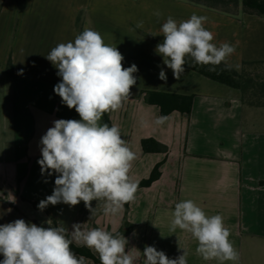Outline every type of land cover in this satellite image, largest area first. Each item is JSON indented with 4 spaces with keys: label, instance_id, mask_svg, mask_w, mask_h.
Returning a JSON list of instances; mask_svg holds the SVG:
<instances>
[{
    "label": "crops",
    "instance_id": "crops-1",
    "mask_svg": "<svg viewBox=\"0 0 264 264\" xmlns=\"http://www.w3.org/2000/svg\"><path fill=\"white\" fill-rule=\"evenodd\" d=\"M26 2L19 12L16 0H6L0 16V224L24 219L47 227L45 222L51 218L56 224L63 222L69 231L80 223L84 230L97 227L113 232L123 225L125 207L116 216L105 215L103 202L95 200L92 216L83 201L76 206L49 205L44 210L34 205L52 194L56 178L41 174L37 163L41 137L54 120L80 119L54 93L61 78L45 55L90 28L118 48L125 68L133 63L138 67L129 99L119 110L107 113L136 154L131 178L139 184L161 164V177L150 187L138 188L130 202L127 219L134 227L124 237L126 251L138 257L135 264H143L146 245L169 258L185 250L188 264H219L196 254L197 241L190 233L179 228L169 231L171 213L182 200L194 201L207 216L223 217L239 252L238 264H264V108L244 105L240 90L187 68L176 80L154 51L163 35H150L158 33L169 16L178 22L193 13L206 16L204 26L214 33L213 43L237 45L228 64L241 72L244 63L264 62V18L248 11L230 16L182 0ZM157 10L162 13L159 18L153 14ZM138 21H143L142 28L136 27ZM9 60L16 68L14 74L7 72ZM158 65L166 71V82L158 78ZM147 92L193 96L191 113L173 112L163 125H157L161 110L147 102ZM100 123H105L104 115ZM145 139L167 146L168 152H144ZM87 264L96 263L87 259Z\"/></svg>",
    "mask_w": 264,
    "mask_h": 264
},
{
    "label": "clouds",
    "instance_id": "clouds-1",
    "mask_svg": "<svg viewBox=\"0 0 264 264\" xmlns=\"http://www.w3.org/2000/svg\"><path fill=\"white\" fill-rule=\"evenodd\" d=\"M153 14L162 16L158 10ZM207 19L193 13L178 22L169 16L158 33L150 34L163 35V42L154 51L176 80L185 73L189 57L194 64L218 66L223 62L231 69L228 59L237 45L213 43L214 33L204 26ZM136 27L142 28L143 21H138ZM45 58L61 78L54 93L62 104L75 109L80 119L54 120L40 139L41 158L37 163L41 174H55L56 178L52 194L37 207L44 210L60 203L76 206L83 201L92 216L95 208L91 202L95 200L103 202L105 215L116 216L125 204L136 199L139 184L130 176L136 154L122 138L118 125L100 121L105 113L119 110L129 99L137 82L134 73L138 67L133 63L125 68L118 48L106 44L102 35L90 28H85L74 41L57 44ZM158 67V78L166 82L164 67ZM167 120L161 115L155 124L163 125ZM171 215L169 231L175 233L179 228L190 233L197 241L195 252L203 260L238 264L239 252L229 239L230 229L220 214L207 216L194 201L182 200L175 204ZM45 223L47 227L16 219L0 224V264H87L86 257L72 251L74 243L94 250L100 264H135L138 258L131 250L126 251L128 239L121 233L102 228L84 230L80 223H74L69 231L63 222L54 225L51 218ZM142 254L143 264H188L185 250L169 258L164 251L146 245Z\"/></svg>",
    "mask_w": 264,
    "mask_h": 264
},
{
    "label": "trees",
    "instance_id": "trees-1",
    "mask_svg": "<svg viewBox=\"0 0 264 264\" xmlns=\"http://www.w3.org/2000/svg\"><path fill=\"white\" fill-rule=\"evenodd\" d=\"M6 0H0V16L3 11ZM196 6L204 7L230 16H239L242 11H248L264 18V0H182ZM18 11H23L27 7L26 0H16ZM80 18L77 23V29L82 31ZM185 68L193 70L206 78L231 88L240 90L242 93L243 104L254 108H264V75H259V70L264 71V62H247L243 64L241 72L231 67L228 69L224 63L218 66L194 64L192 59L186 58ZM16 71L12 61L9 60L7 72L14 74ZM146 100L149 104L156 105L161 110V115L169 116L173 112L190 114L193 105V96H184L180 94L164 92H147ZM105 123L112 126L107 113L104 114ZM144 152L146 153H167L168 147L157 142L154 139H145L142 141ZM161 164L157 165L151 176L139 183L138 188L150 187L161 177ZM37 207L38 203H34ZM125 217L123 225L117 233L128 236L133 230V224L127 219L130 209V203L125 204ZM38 208V207H37ZM54 225H57L53 219ZM97 228V227H95ZM110 231V230H109ZM72 251L78 256H84L96 264H100L99 256L87 247H78L75 244L71 246Z\"/></svg>",
    "mask_w": 264,
    "mask_h": 264
},
{
    "label": "rangeland",
    "instance_id": "rangeland-1",
    "mask_svg": "<svg viewBox=\"0 0 264 264\" xmlns=\"http://www.w3.org/2000/svg\"><path fill=\"white\" fill-rule=\"evenodd\" d=\"M5 3H6V1H5ZM18 18H16L15 20H14V22H13V31L16 29V27H17V24H18ZM259 75H261V76H263L264 75V71H262V70H259ZM264 77V76H263Z\"/></svg>",
    "mask_w": 264,
    "mask_h": 264
}]
</instances>
